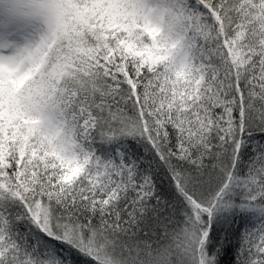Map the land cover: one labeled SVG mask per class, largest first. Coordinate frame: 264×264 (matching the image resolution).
Returning <instances> with one entry per match:
<instances>
[{
    "label": "snow or ice",
    "instance_id": "obj_1",
    "mask_svg": "<svg viewBox=\"0 0 264 264\" xmlns=\"http://www.w3.org/2000/svg\"><path fill=\"white\" fill-rule=\"evenodd\" d=\"M0 264H264V0H0Z\"/></svg>",
    "mask_w": 264,
    "mask_h": 264
}]
</instances>
